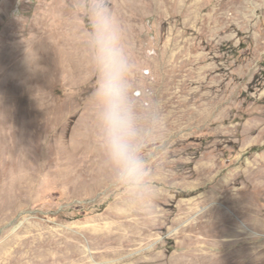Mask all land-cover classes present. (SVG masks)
I'll return each mask as SVG.
<instances>
[{
    "label": "rangeland",
    "instance_id": "374dc122",
    "mask_svg": "<svg viewBox=\"0 0 264 264\" xmlns=\"http://www.w3.org/2000/svg\"><path fill=\"white\" fill-rule=\"evenodd\" d=\"M93 3L0 0V264H264V0H107L139 189L102 145Z\"/></svg>",
    "mask_w": 264,
    "mask_h": 264
},
{
    "label": "clouds",
    "instance_id": "9594fccd",
    "mask_svg": "<svg viewBox=\"0 0 264 264\" xmlns=\"http://www.w3.org/2000/svg\"><path fill=\"white\" fill-rule=\"evenodd\" d=\"M89 20L92 57L101 72L95 96L101 105L98 121L105 154L120 183L131 189L146 187L139 133L127 102L129 56L122 27L107 0H94Z\"/></svg>",
    "mask_w": 264,
    "mask_h": 264
},
{
    "label": "bare ground",
    "instance_id": "6f19581e",
    "mask_svg": "<svg viewBox=\"0 0 264 264\" xmlns=\"http://www.w3.org/2000/svg\"><path fill=\"white\" fill-rule=\"evenodd\" d=\"M184 112V111H183ZM175 119V118H174Z\"/></svg>",
    "mask_w": 264,
    "mask_h": 264
}]
</instances>
